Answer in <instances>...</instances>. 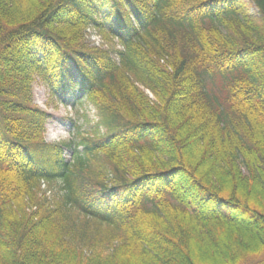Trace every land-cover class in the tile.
Returning a JSON list of instances; mask_svg holds the SVG:
<instances>
[{"label":"trees","instance_id":"16d2710c","mask_svg":"<svg viewBox=\"0 0 264 264\" xmlns=\"http://www.w3.org/2000/svg\"><path fill=\"white\" fill-rule=\"evenodd\" d=\"M32 68L70 104L109 94L98 130L48 142ZM41 180L63 189L6 219ZM0 264H264V0H0Z\"/></svg>","mask_w":264,"mask_h":264},{"label":"rangeland","instance_id":"374dc122","mask_svg":"<svg viewBox=\"0 0 264 264\" xmlns=\"http://www.w3.org/2000/svg\"><path fill=\"white\" fill-rule=\"evenodd\" d=\"M234 24L230 23V27H234ZM105 28H101L96 25H80L77 27H72L67 32L66 39H75L73 44H78L81 46L82 43L89 45L90 47H97L99 49H109L114 51V49L123 50V46L117 39L110 37L104 32ZM154 35L160 36L162 33L154 30ZM99 39H97V37ZM144 38V37H143ZM116 57V55H115ZM29 81L30 88L32 92L33 103L37 107L46 110L51 114V119L45 133V139L48 142H57L60 144L73 143L77 142L82 136H90L96 132L98 122L100 120L99 113L100 108L98 103L94 102L95 97L99 99V102H112L113 98L109 94H103L102 90H95L94 96L85 97L84 100L78 104L76 101L73 104L66 101V99H58L57 97L51 94V91L47 85V82L42 74L38 72L37 69L32 68L29 72ZM133 74L127 70H121L117 73L114 81H106L107 85L110 86V91L114 96H118L119 93L127 86L126 84L129 81H132ZM140 88H144L140 85ZM147 95L151 98L154 96L149 92V90H144ZM99 98H98V97ZM77 103V104H76ZM76 104V105H75ZM78 105V106H77ZM76 123L79 124V131L76 130ZM100 129V127H99ZM104 130V129H100ZM70 148H66L67 158L71 157ZM80 148V147H79ZM63 189L62 181L50 180H41L37 183L36 188L34 189L33 196L25 197L24 200L16 201L12 206L8 207L4 212V217L6 219H15L21 217L25 213L32 210L34 207L33 203L37 198H42L43 195L53 197L59 194ZM33 197V199H32ZM159 203L157 204L160 207L166 203L164 198H159ZM151 207V206H149ZM83 222V219H80V226ZM89 227L90 230L96 231L95 226L92 224ZM82 229V226H81Z\"/></svg>","mask_w":264,"mask_h":264}]
</instances>
